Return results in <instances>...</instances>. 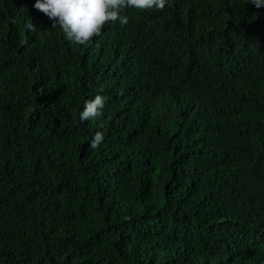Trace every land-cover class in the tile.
Masks as SVG:
<instances>
[{
	"label": "trees",
	"instance_id": "16d2710c",
	"mask_svg": "<svg viewBox=\"0 0 264 264\" xmlns=\"http://www.w3.org/2000/svg\"><path fill=\"white\" fill-rule=\"evenodd\" d=\"M34 3L0 0V264H264V7L125 8L77 45Z\"/></svg>",
	"mask_w": 264,
	"mask_h": 264
},
{
	"label": "clouds",
	"instance_id": "9594fccd",
	"mask_svg": "<svg viewBox=\"0 0 264 264\" xmlns=\"http://www.w3.org/2000/svg\"><path fill=\"white\" fill-rule=\"evenodd\" d=\"M255 8L264 7V0H247ZM168 0H35L33 7L53 21L51 27H59L64 38L77 45L91 44L94 37L102 34L106 24L119 22L127 25L129 20L121 11L125 8L138 10H163ZM36 31L33 23L27 26ZM105 98L96 95L84 103L79 114L81 122L102 117ZM101 131H96L90 141V148L97 149L103 142Z\"/></svg>",
	"mask_w": 264,
	"mask_h": 264
}]
</instances>
